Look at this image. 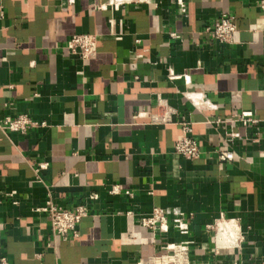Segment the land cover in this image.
I'll use <instances>...</instances> for the list:
<instances>
[{
    "label": "crops",
    "instance_id": "crops-1",
    "mask_svg": "<svg viewBox=\"0 0 264 264\" xmlns=\"http://www.w3.org/2000/svg\"><path fill=\"white\" fill-rule=\"evenodd\" d=\"M259 1L185 0L183 11L176 0H0V121L24 113L47 123L26 134L0 128L9 264H137L172 242H188L202 264L264 262ZM227 14L237 31L222 43L207 27ZM87 33L98 37L97 56L69 54L68 39ZM159 100L172 122L151 121ZM244 111L258 122L240 119ZM183 122L199 158L175 152ZM219 150L234 159L220 161ZM49 194L87 207L77 237L53 232L40 210ZM155 207L168 213L166 231L141 225ZM229 221L238 239L222 246Z\"/></svg>",
    "mask_w": 264,
    "mask_h": 264
},
{
    "label": "built area",
    "instance_id": "built-area-1",
    "mask_svg": "<svg viewBox=\"0 0 264 264\" xmlns=\"http://www.w3.org/2000/svg\"><path fill=\"white\" fill-rule=\"evenodd\" d=\"M183 11L186 10L185 0H176ZM259 9L264 12V0L258 2ZM4 16L3 10L0 9V18ZM207 31L213 38L222 43H231L234 39V34L237 31L236 17L234 15H224L217 19L212 25L207 27ZM175 35V34H173ZM64 48L71 55H77L82 59H93L98 53V37L96 34H74L68 39ZM171 76H175L171 74ZM158 106L162 108V112H158L150 116L154 123H169L173 121L174 110L169 107L165 100H159ZM252 112L244 111L238 117L244 122L252 121L258 122L254 119ZM45 121H38L31 118L28 114H18L15 116H7L0 121V128L10 131L20 132L26 134L30 129L45 127ZM182 136L175 144V152L188 159H196L201 155V147L199 142L192 136L193 128L187 123H182ZM218 158L220 161H230L234 159V152L231 150H219ZM40 168L47 167L46 163L40 164ZM119 192V188L114 186L111 193ZM126 194L133 196L132 191L126 190ZM92 198H97V194H93ZM40 210L46 213L50 219L53 232L63 238L68 239L72 233L78 236L77 226L81 220L86 217L89 212L85 205H78L74 208H66L54 202L52 196L49 194L45 205ZM168 213L166 210L155 207L151 214L141 219V225L155 230H164L168 228ZM174 226L185 231L188 224L183 219L177 218ZM238 239V238H237ZM235 240V242L237 241ZM1 240V233H0ZM229 244H233L230 243ZM165 252L149 256L146 260H141L137 264H202L194 262L190 258L188 242L184 243H169L165 247ZM0 264H9L7 257L0 255ZM236 264H264V262L253 263H236Z\"/></svg>",
    "mask_w": 264,
    "mask_h": 264
},
{
    "label": "bare ground",
    "instance_id": "bare-ground-1",
    "mask_svg": "<svg viewBox=\"0 0 264 264\" xmlns=\"http://www.w3.org/2000/svg\"><path fill=\"white\" fill-rule=\"evenodd\" d=\"M223 222H226V220L225 221H223ZM230 223L232 222L234 225V229L233 228H231V226L229 225V228H227L225 231V233L223 234L225 237H228V239H227V241L225 242V244L223 245L222 244V246H225V245H229V242L230 243H233V244H235L236 242H235V240L238 238V230H237V228H236V224H235V222L234 221H229ZM229 223V224H230ZM223 224V223H222ZM224 227H226V226H224ZM222 229V228H221ZM236 229V232H234V230ZM218 230V233H219V228L217 229ZM224 242V241H223ZM218 243H220L219 242V240H218V234H217V244ZM216 244V245H217ZM221 246V245H220Z\"/></svg>",
    "mask_w": 264,
    "mask_h": 264
}]
</instances>
